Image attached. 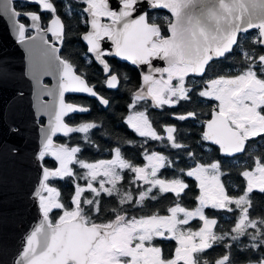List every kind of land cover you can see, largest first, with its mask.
<instances>
[{
	"label": "snow or ice",
	"instance_id": "obj_1",
	"mask_svg": "<svg viewBox=\"0 0 264 264\" xmlns=\"http://www.w3.org/2000/svg\"><path fill=\"white\" fill-rule=\"evenodd\" d=\"M27 2L37 4L39 11L18 10L16 0H0V13L12 19L19 42L29 44L30 74L39 88L37 106L41 114L48 116L47 125H38L42 139L37 160L42 167L32 193L42 219L26 234L10 261L0 256V264H264V215L254 216L257 206L252 199L254 192L264 194V151H259L264 149V0H147L143 10L145 0H118L116 8L109 0H75L83 5L79 14L89 28L81 34L92 54L85 59L88 63L94 59L102 66L108 88L116 89L121 81L106 57L115 55L148 66L129 108L136 109L148 99L156 108L173 107L181 101L193 104V93L218 102L212 108L211 119L203 122L201 139L217 145L224 157L244 156L238 172L244 183L238 195L229 194L222 181V177L231 175L222 161L205 163L197 159L176 124L161 126L166 136L160 135L147 108L127 117L130 127L140 137L167 141V147L178 154L183 150L193 166L187 170L176 168V161L169 155L146 147L148 139L141 145L148 161L144 166H134L119 146L111 150V159L86 162L79 155L83 151L80 145L57 143L54 137L58 134L69 138L80 133L81 139L91 145L90 132L98 127L94 122L72 126L66 121L73 113L90 111L66 101V93L89 94L105 107L110 100L100 95L96 85H90L69 59L61 58L56 44L46 39L45 34L51 33L55 41L62 43L66 34L55 0ZM159 9L170 13V17L163 18V25L157 22L158 15H151ZM72 10L73 0H66L65 15L71 16ZM44 11L52 14L47 27L41 22L40 13ZM20 17L30 23L21 22ZM165 25L168 35L163 34ZM250 30L256 35L248 46L241 47L240 34ZM29 31L36 35H26ZM234 47L239 48L242 58L238 73L217 74L204 81L198 92L194 84H186L189 75L204 76L212 61L226 58ZM156 58L167 66L154 67L152 61ZM44 76L56 78L55 88L43 85ZM43 95L52 100L43 101ZM198 116L193 107L185 113H173L172 119L183 122L197 120ZM253 147L257 152L251 150ZM46 157L53 158L57 166L44 165ZM165 168H175V175L158 176ZM125 170L133 174L127 188L122 184ZM184 177L194 178L199 188L198 204L191 210L183 206L181 199L189 188ZM67 179L72 180L74 188L70 206L53 184ZM167 194L173 196L168 215H129L130 207H142L146 200ZM102 196L115 197L116 206L105 209ZM207 208L231 214L234 225L227 231H214L219 222L205 214ZM54 210L62 214L53 222L50 214ZM105 212L114 219L102 220ZM197 218L202 226L193 230L189 224ZM241 237H246L248 243H243ZM156 239H174V253L165 255L164 249L154 244ZM216 246L222 247L223 253L209 256ZM251 253L258 256L252 258ZM241 256L246 259L242 261Z\"/></svg>",
	"mask_w": 264,
	"mask_h": 264
},
{
	"label": "trees",
	"instance_id": "obj_2",
	"mask_svg": "<svg viewBox=\"0 0 264 264\" xmlns=\"http://www.w3.org/2000/svg\"><path fill=\"white\" fill-rule=\"evenodd\" d=\"M159 23L164 24V16H159ZM65 22V39L62 47V56L67 58L74 64V66L79 70V73L84 74L89 82L96 84L97 90L110 100V105L105 107L98 103L96 99L87 97H78L83 100L90 111L83 113L81 115L71 116L70 120L73 122H94L98 125L97 128L91 130L90 138L92 144L89 145L84 142L81 138L83 134L74 133L71 134L72 141L78 142V144L83 148L82 153L79 155L86 161H95L102 158H107L111 156V150L113 146L120 145L126 158L129 159L133 164H140L143 158L138 155V144L144 145L145 139H142L137 134L134 135V131L129 127L125 121V116L128 113V103L130 100V95L140 86V76L137 69L133 68L131 65L118 61L114 58H109L110 66L116 71L120 76V84L116 89H109L105 85V75L102 71V66L97 62L92 60V63H88L85 59L88 54L86 53V46L81 39V34L87 29V25L82 23L81 16L73 14L72 16H64ZM165 31V26L163 27V32ZM252 32V31H251ZM250 32V33H251ZM251 36L243 37L240 44L243 46H248L250 44ZM234 53H236L234 51ZM237 57V56H236ZM232 60V64L236 62L237 58ZM228 61L226 58H219L211 62L208 73L219 74L225 72V67ZM194 95V94H192ZM196 95V94H195ZM193 104H188L185 101H181L178 105L173 107H163V108H153L148 107L141 103L139 106L147 108L148 114L157 126L165 123H175L172 119V114L175 112H186L191 110L193 107L199 113L197 120H187L180 122L178 127L181 130L180 135L184 137V142L190 146V150L194 151L197 159L202 162H210L213 159H217L223 162L226 170L231 172V175L227 178L222 177V181L225 183L229 194L238 195L239 190L243 186V178L238 175L241 170L240 165L244 163V159H229L219 155L217 148L215 146H208L206 141H202L201 136L203 132L202 120L205 117L206 111L209 110L210 103H206L202 98L196 99L193 96ZM80 118L84 121H80ZM176 124V123H175ZM136 140V150L132 146V141ZM71 142V141H70ZM154 145V140L152 141ZM136 153V154H135ZM180 158H178L177 150L170 152L171 156L177 162L175 164L176 168H185L188 164L192 162L191 159L187 157L183 150L180 152ZM53 160L51 157H46L43 161L48 167H56V162H51ZM74 169L79 172L81 169L78 166L73 165ZM173 169L165 168L163 173L169 175ZM175 170V168H174ZM123 186L126 187L127 181L129 180V174L126 172L124 175ZM187 177H184L186 180ZM83 181H81L82 183ZM59 186H61L62 198L70 200V196L74 191L73 182L71 179L60 180ZM155 193V191H154ZM197 194L196 181L191 180L189 183V188L185 190L182 196V202L186 203L191 197V200ZM87 195V194H86ZM172 194H167L159 197L157 200H146L145 205L140 207L138 211H151V212H163L165 209L162 207L164 204L170 200ZM195 198H193L194 200ZM252 199L258 209H261L264 215V194L259 192H254L252 194ZM173 201V196H172ZM116 198H109L107 196H102V205L105 209H111L116 206ZM256 211V212H257ZM110 214L108 217H111Z\"/></svg>",
	"mask_w": 264,
	"mask_h": 264
},
{
	"label": "water",
	"instance_id": "obj_3",
	"mask_svg": "<svg viewBox=\"0 0 264 264\" xmlns=\"http://www.w3.org/2000/svg\"><path fill=\"white\" fill-rule=\"evenodd\" d=\"M109 2L113 8L117 7L118 0ZM146 7L147 0L141 8L143 10ZM33 35L36 33L30 36ZM55 42L58 43V55L64 58L60 54L62 43ZM107 46L110 47V43ZM111 56L139 70L141 84L135 91L139 90L143 83L142 76L149 70L148 66ZM152 63L154 67L167 66L159 58ZM45 79H49L50 83H46ZM42 83L48 88H55L57 80L54 76H44ZM38 95L39 88L30 74L29 44L19 42L12 19L0 13V256L5 261L11 260L26 234L42 219L38 202L32 198L42 167L37 160L42 139L38 125L45 126L48 122V116L41 114L37 106ZM41 99L47 102L52 97L43 95ZM41 117L45 119L43 123L40 122Z\"/></svg>",
	"mask_w": 264,
	"mask_h": 264
},
{
	"label": "flooded vegetation",
	"instance_id": "obj_4",
	"mask_svg": "<svg viewBox=\"0 0 264 264\" xmlns=\"http://www.w3.org/2000/svg\"><path fill=\"white\" fill-rule=\"evenodd\" d=\"M65 2H66V0H55V4H56V7H57V10H58V14L61 16V18H62V20L64 21V16H68V15H65ZM16 6H17V8H18V10H31V11H39V6L37 5V4H35V3H28L27 2V0H16ZM83 7V5H81V4H79V3H76L75 2V0H73V10H72V15L73 14H77L78 16L80 15L79 14V10L81 9ZM40 15H41V17H42V26L43 27H47L48 26V22L50 21V19H51V16H52V14L50 13V12H47V11H44V12H41L40 13ZM71 15V16H72ZM151 15H153V16H161V17H165V16H168V17H170V13L167 11V10H164V9H159V10H157L156 12H153V13H151ZM81 16V15H80ZM68 17H70V16H68ZM86 18V17H85ZM20 19V21L21 22H23V23H25V24H29L30 23V21L28 20V19H26V18H24V17H20L19 18ZM157 22H158V20H157ZM159 23V22H158ZM64 24H65V22H64ZM89 28H88V26H87V29L86 30H84L82 33H84V32H86L87 30H88ZM252 31V32H251ZM251 31H249L248 33H246V34H240V36H239V40H240V43H241V41H242V39H243V37H245V36H251V37H253L254 35H256V32H255V30H251ZM251 32V33H250ZM33 33H35V31H29V32H27L26 33V35H32ZM163 34L164 35H167L168 34V32H167V28H166V25H165V31L163 32ZM46 36H47V39H48V41L50 42V43H55V44H58V43H56L55 41H54V37L52 36V34H50V33H47L46 34ZM65 39V38H64ZM82 39V38H81ZM83 42H84V44H85V46H86V53L88 54V57L89 58H91L92 57V54H90V53H88V51H87V49H88V46H87V44H86V42L84 41V40H82ZM63 44H64V40H63V42H62V45H61V49H60V54L62 55V47H63ZM240 46L241 47H244L243 46V44H240ZM234 51L236 52V53H234ZM237 56V57H236ZM237 58L236 59V62L234 63V65L232 64V60L234 59V58ZM109 58L111 59V58H114V59H117L118 61H121V62H124V63H127V64H129V65H131L133 68H135V69H137L135 66H133L132 64H130V63H128V62H125V61H122V60H120V59H118V58H116V57H114V56H108V57H106V59L109 61ZM241 56H240V53H239V48L238 47H234V50H233V52L230 54V55H228L227 57H226V60L228 61V64H227V66L225 67V72L224 73H219V75H223V74H227V73H232V74H236V73H238V71H239V69H240V64H241ZM94 60V59H93ZM95 61V60H94ZM96 62V61H95ZM98 63V62H97ZM99 64V63H98ZM109 64H110V62H109ZM211 64V63H210ZM111 65V64H110ZM210 66V65H209ZM209 66H208V69H209ZM138 70V69H137ZM116 72V71H115ZM138 72H139V70H138ZM117 73V72H116ZM104 74V73H103ZM105 75V74H104ZM217 74H210V73H208V71H207V73L204 75V76H194V75H189L187 78H186V84L187 85H195V87H196V92H198L202 87H203V82L204 81H206V80H208V79H211V78H214L215 76H216ZM139 76H140V84H141V75H140V72H139ZM85 77V76H84ZM86 78V77H85ZM86 80H87V78H86ZM105 80H106V76H105ZM88 81V80H87ZM45 82L46 83H50V80L49 79H45ZM89 82V81H88ZM173 83H176V81H173ZM89 84L90 85H96L95 83H93V82H89ZM105 85L107 86V84L105 83ZM108 88V87H107ZM110 89V88H109ZM96 91L100 94V95H103V94H101L98 90H97V88H96ZM132 94L133 93H131V95H130V100H129V103H128V113H129V111L131 110V108H129V105L132 103ZM194 95V97L196 98V99H200V97H198L197 95H195V93H193ZM104 96V95H103ZM78 97H82V98H84V97H87V98H93V99H96L97 101H98V98H96V97H92V96H90V95H85V94H68V95H66V97H65V99H66V101H68V102H73V103H76V104H78V105H80V106H83V107H87L88 108V105L83 101V100H81L80 98H78ZM105 97V96H104ZM206 103H210V106H209V110H207L206 111V114H205V117L203 118V120H202V123L203 122H205V121H207L208 119H211V111H212V108L218 103L217 101H215L214 99H209V98H202ZM98 103H100L99 101H98ZM141 103H143V104H145L146 106H148V107H153V104L151 103V101L148 99L147 101H141L138 105H137V108H142V109H144L143 107H141V106H139ZM101 104V103H100ZM102 105V104H101ZM164 107H169V106H164ZM154 108V107H153ZM156 108V107H155ZM86 113V112H85ZM128 113L126 114V116H125V121H126V123H127V117H128ZM175 113H177V114H180V113H185V112H175ZM81 114H83V113H80V112H76V113H73V114H71L69 117H71V116H76V115H81ZM149 115V114H148ZM69 117H66L65 119H66V121L67 122H69L70 123V125H72V126H76V125H78L79 123H77V122H73L72 120H70V118ZM149 118H150V116H149ZM151 119V118H150ZM45 121V119L43 118V117H41L40 118V122L41 123H43ZM80 121H84L83 119H81L80 118ZM175 123H176V125L179 127L180 126V122H178V121H176L175 120ZM175 123H165V124H162V125H160V126H157V125H155L154 123H153V127H155L156 129H157V131H158V133L160 134V135H164V136H166V133L165 132H163V130H162V127L161 126H165V125H172V124H175ZM128 124V123H127ZM129 125V124H128ZM129 127H130V125H129ZM131 128V127H130ZM132 129V128H131ZM133 130V129H132ZM134 131V135H138V133L135 131V130H133ZM139 136V135H138ZM142 139H148V143H147V145H146V147L148 148V149H150V150H154V151H158V152H161V153H163V154H166V155H169L170 156V158L171 159H173V160H175V159H177V158H175L174 159V157H172L171 156V154H170V152L171 151H173L174 149H171V148H169V147H167V141H165V142H160V141H155L154 140V145H152V141L153 140H151V139H149V138H143V137H141ZM54 140L55 141H57L58 143H69L70 144V146H76V145H79L78 144V142L76 143V141H72V137H71V135H70V137L69 138H65L63 135H57L55 138H54ZM71 141V142H70ZM207 142V144H208V146H215V148H217V150H218V153H219V155H221V153H220V151H219V148H218V146L217 145H215V144H213L212 142H208V141H206ZM255 143L256 142H252V144L253 145H255ZM135 144H136V140H135V138L133 139V141H132V146H133V148H134V150H136V146H135ZM141 145L142 144H138V148H137V151H138V155L140 156V157H142L143 158V161L140 163V164H133L134 166H143V164H145V162L147 161L145 158H144V156H143V151H142V147H141ZM117 146H119L120 148H121V146L120 145H115V146H113V148L112 149H114L115 147H117ZM121 150H122V148H121ZM254 153L255 152H257V149L255 148V147H253L252 149H251ZM259 151H264V149H259ZM122 153H123V151H122ZM136 154V153H135ZM123 155H124V157L126 158V156H125V154L123 153ZM222 156V155H221ZM110 158H112V156H110V157H107V158H102V159H110ZM178 158H180V153L178 154ZM229 159H233V160H237V159H244V156H237V157H234V158H230V157H228ZM127 159V158H126ZM101 160V159H100ZM129 160V159H128ZM215 160H217V159H213V160H211L210 162H213V161H215ZM51 162H54L53 160H50ZM95 161H97V160H95ZM95 161H86V162H95ZM130 161V160H129ZM176 161V160H175ZM131 162V161H130ZM177 162V161H176ZM210 162H206V163H210ZM44 163V162H43ZM45 165V164H44ZM191 166H193V161L190 163V164H188L185 168H183V169H185V170H187L188 168H190ZM54 168V167H53ZM171 169H173L172 170V172L169 174V175H165L164 173H163V169L161 170V172L160 173H158V176H160L161 178H164V177H167V178H171L173 175H175V170H174V168H171ZM126 172H128V174H129V180L132 178V173L131 172H129V171H127V170H125L122 174L124 175ZM191 180H194L195 181V179L194 178H191V177H187L186 178V182L188 183V185H189V183L191 182ZM59 181L60 180H57V181H53V184H54V186H56V187H58L60 190H61V186H59ZM83 183V182H82ZM128 187V183H127V185H126V187L125 188H127ZM133 188H135V186H133ZM196 188H197V194H196V196H194L193 198H195L194 200H193V198H192V200H191V197L188 199V200H186V203L185 202H183V206H185V207H187L188 209H194L196 206H197V204H198V201L196 200V197L199 195V188H198V186H197V182H196ZM155 191V190H154ZM239 194V193H238ZM134 195H135V192H134ZM232 195V194H231ZM183 196V195H182ZM63 201H64V203L65 204H69V201L70 200H65V199H63ZM116 203H117V201H116ZM144 205H145V203H144ZM143 205V206H144ZM69 206H70V204H69ZM142 206V207H143ZM170 206H172V196H171V198H170V200L169 201H167L165 204H164V206H162L165 210L163 211V212H159V211H156V212H159V214H161V215H168L169 213L167 212V208L168 207H170ZM140 207H130L129 208V215H135V216H137V217H139V216H141V215H151L153 212H151V211H148V212H146V211H144V210H142V211H138V209H139ZM62 213H61V211L60 210H54L51 214H50V218L53 220V222L55 221V219L56 218H58L59 217V215H61ZM205 214L208 216V217H210V218H216L217 220H218V227L216 228V229H214V231H217V232H219L221 229L222 230H225V231H227V230H229L233 225H234V219H233V217H232V215L231 214H228V213H225V212H223V211H216V210H213V209H211V208H207V209H205ZM110 215V213H108V212H105V213H102L101 214V219L103 220V219H105V218H107V219H114V217L113 216H111V217H108ZM182 215V214H181ZM259 215H263L262 214V211H261V209H258V211L257 212H255L254 213V216H259ZM202 226V222L197 218V219H193L192 221H190V224H189V227H191L193 230H197L199 227H201ZM241 241L243 242V243H248V241H247V238L246 237H241ZM154 244H156L157 246H161L163 249H164V251H165V255H167V256H171L173 253H174V250H175V248H176V246H177V244H176V241L174 240V239H167V240H160V239H156L155 241H154ZM234 251H235V249H233ZM223 251H224V249L222 248V247H220V246H216V247H214L210 252H209V256H211V257H215L217 254H220V253H223ZM261 251H264V249H261ZM252 258H256L257 256H258V253H251V254H249ZM241 258V260L242 261H244L246 258L244 257V256H241L240 257Z\"/></svg>",
	"mask_w": 264,
	"mask_h": 264
},
{
	"label": "rangeland",
	"instance_id": "obj_5",
	"mask_svg": "<svg viewBox=\"0 0 264 264\" xmlns=\"http://www.w3.org/2000/svg\"><path fill=\"white\" fill-rule=\"evenodd\" d=\"M140 110H143V109H142V108H137V107H136V109H131V110L129 111V113H128V116L131 115V114L133 113V111H140ZM110 159H111V158H110ZM147 163H148V161L145 162V164H147ZM145 164H143V166H144ZM97 186H98V185H97Z\"/></svg>",
	"mask_w": 264,
	"mask_h": 264
}]
</instances>
